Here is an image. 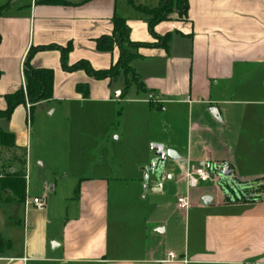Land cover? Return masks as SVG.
<instances>
[{"label":"crops","instance_id":"1","mask_svg":"<svg viewBox=\"0 0 264 264\" xmlns=\"http://www.w3.org/2000/svg\"><path fill=\"white\" fill-rule=\"evenodd\" d=\"M58 1L11 0L0 14V111L6 108L3 97L24 86L31 48L70 44L68 65L83 60L108 69L118 50L98 52L95 40L111 34L114 15L127 19L131 42H156L146 18L125 14L121 0ZM153 32L170 34V40L166 48L138 49L131 67L144 91L131 84L124 101L123 76L119 82L66 73L57 50L34 53L33 68L53 71L52 99L35 108L38 117L51 118L53 139L79 135L89 142L78 154L69 141L75 167L58 183L62 152L55 150L48 162L32 153L28 108L20 105L9 119L0 118V129L25 151V197L44 202L42 210L24 208L23 201L0 205L21 211L18 223L3 222L8 231L0 237L8 246L0 251V264H264V0H187L181 19L169 16ZM149 95L161 102L151 103ZM112 96L124 103V112L133 110L135 125L120 146L105 142L111 121L104 113L85 108L91 100L114 103ZM62 103L81 108L66 115ZM151 144L171 151L159 181L150 174L144 179ZM200 162L226 164L235 181L256 182L262 191L250 201L227 198L215 182L189 188L185 172ZM79 164L89 170L82 174ZM185 194L191 207L179 210L176 198ZM205 196L212 201L204 204Z\"/></svg>","mask_w":264,"mask_h":264},{"label":"trees","instance_id":"2","mask_svg":"<svg viewBox=\"0 0 264 264\" xmlns=\"http://www.w3.org/2000/svg\"><path fill=\"white\" fill-rule=\"evenodd\" d=\"M161 5L157 10L148 12L145 19L149 33L156 39L155 43H134L129 39V28L126 24L127 19L118 15L112 18V32L110 35H104L95 40V48L98 52H112L114 48L118 50V58L108 69H93L88 62L78 61L75 64L68 65L67 56L71 50V45L59 47L56 45H48L39 48H31L23 63L24 86L19 90L5 95L3 98L6 103L4 111H0V118L9 119L16 107L28 105L30 116L33 110L41 103L48 102L52 99L53 93V71L46 68H33L30 64L31 58L37 51L57 50L60 53V67L66 73L83 71L88 77L94 80H113L119 76L124 77V93L131 84H134L138 91H144L143 84L139 80V76L131 67L133 59L138 57V49L140 48H166L171 35L157 36L153 32L155 24L166 21L168 13L175 11L185 15L187 12V0H160ZM42 4H57L58 0H37ZM128 4L136 11L138 10L128 1ZM9 6V3L0 4V14ZM140 11V10H138ZM130 75V76H128ZM81 87H78V89ZM0 149L15 152V156L0 165V205L5 203H20L25 197V172L24 163L22 161L25 151L18 150L15 146L14 136L0 129ZM19 153L17 154V150ZM3 161L1 162V164ZM15 163V165H13ZM6 165V166H5ZM16 166V168L14 167ZM19 167V168H18ZM8 246L0 237V251Z\"/></svg>","mask_w":264,"mask_h":264},{"label":"rangeland","instance_id":"3","mask_svg":"<svg viewBox=\"0 0 264 264\" xmlns=\"http://www.w3.org/2000/svg\"><path fill=\"white\" fill-rule=\"evenodd\" d=\"M11 0H0V4H6V3H10ZM26 0H21V2H24ZM126 2L130 1L131 4H133V6H135V8H137L138 10L136 11H131L129 9V7H127L126 3L124 5L123 1L121 0V3H119L118 7L125 9L126 11L124 12L125 14L128 12L131 14L132 12H134L136 15H141L145 18H149L148 17V12H150L151 10H157L160 5L161 2L160 0H125ZM123 6V7H122ZM176 16L177 18L181 19L183 17V15L181 13L175 12V11H171L170 13H168V17L169 16ZM115 63V62H114ZM130 76V75H128ZM122 76L117 77L115 80L121 82L122 81ZM130 92H132V89L128 88V90L124 93V96L121 100H125L127 98H129ZM112 99L114 100V103H97L95 101H88L87 103H85V108H87L88 111H93V113H99V112H103L104 113V118L105 119H109L111 121V124L108 127V131L106 133V139L105 142L109 145H124V141L129 138V134L131 132V130L133 129V119L130 116L132 111H128V112H124V103L122 104H118L116 102V97L112 96ZM62 106H60L59 110H62V112H65L66 115L68 114V112L73 108V107H78L81 108V105L79 106V104L77 103H62ZM58 107V106H57ZM121 107V109H120ZM58 110V108H57ZM118 110H120V115L118 116ZM38 109H34L31 115V118H29V122L30 119L32 121V153H34V155L36 156V153L39 154L40 157H38L41 161L43 162H48L49 159L52 158L55 150H59L62 152V155L59 156V160L56 159V162H58V164L56 163V169H58L57 173V181L58 183H60V180H63V177L61 175H65L68 176L70 175V173L72 172L73 168L75 166H72L69 164V152L70 149H68V144L69 141H71L73 144H76V151L75 153L81 154V150H79V147L83 146L86 147L89 139L88 137H80L79 135L77 136V138H72V136H70L69 138L67 136H64V140L59 141L58 139H53L52 136L53 134L50 131V128L48 129V121H50V117L47 116L45 117L46 122H43L41 120L40 117H38ZM58 113L57 112L54 117L52 118V121H54L55 119L58 118ZM63 120L67 121L68 119L61 117ZM68 118V117H67ZM71 120V118H70ZM28 122V121H27ZM121 135V138L117 141L115 140V137H119ZM96 140L95 136L93 137V141ZM37 143V145H36ZM60 143V144H58ZM65 144L64 146L62 144ZM104 144V145H107ZM107 148V147H106ZM111 148L108 147V159L109 161H111ZM15 156V152L12 151H4L0 149V165L3 168V164H7V161L10 159H12V157ZM75 156L74 154L71 155ZM3 161V163L1 164V162ZM78 161V159H77ZM83 161V160H82ZM13 165H15V163H13ZM36 167L37 164L35 163ZM6 166V165H5ZM85 167V168H84ZM86 167L89 170V164H87V166L84 165H77L76 168L79 170H82L83 168V173H86ZM114 168V167H113ZM37 169V168H36ZM119 166L117 164V166L115 167V169L118 171ZM64 172V173H63ZM37 173V172H36ZM63 173V174H62ZM34 174V173H33ZM32 174V178H33V184H34V177L35 175ZM262 187L260 186L259 188V192L262 191L261 189ZM10 207H0V234L2 235H6L8 231L7 229V225L5 226L3 224V222L5 220H9L12 219V221L17 222L18 220H21V211H14L13 213H10V209H7Z\"/></svg>","mask_w":264,"mask_h":264},{"label":"water","instance_id":"4","mask_svg":"<svg viewBox=\"0 0 264 264\" xmlns=\"http://www.w3.org/2000/svg\"><path fill=\"white\" fill-rule=\"evenodd\" d=\"M150 150L153 152V158L150 160L148 166L143 168L144 179L148 180V175H152L155 181H159L166 160H171V151L166 150L161 144H151ZM216 176L219 178L218 186L224 195L232 200V193L237 195V191L242 189V185L232 178V172L228 165L223 164L216 170ZM204 204L212 201L210 196H205L202 199Z\"/></svg>","mask_w":264,"mask_h":264},{"label":"built area","instance_id":"5","mask_svg":"<svg viewBox=\"0 0 264 264\" xmlns=\"http://www.w3.org/2000/svg\"><path fill=\"white\" fill-rule=\"evenodd\" d=\"M148 100L153 104L154 103L158 104L161 102V100L158 97H154L152 95L148 96ZM26 107L28 108L29 106L26 105ZM217 169L218 167L212 168L204 162H200L196 167L189 166L185 172L187 186L189 188H193L196 187L199 183L213 182L214 181L213 178L216 175ZM23 206L24 208L31 206L37 210H42L44 208V202L41 198L29 199L25 197L23 200ZM176 207L179 210H188L191 207L188 194L181 195L176 198ZM169 257H173V255L169 254Z\"/></svg>","mask_w":264,"mask_h":264},{"label":"flooded vegetation","instance_id":"6","mask_svg":"<svg viewBox=\"0 0 264 264\" xmlns=\"http://www.w3.org/2000/svg\"><path fill=\"white\" fill-rule=\"evenodd\" d=\"M215 177H217L215 175ZM214 180V178H213ZM215 183L219 182V178L217 177V179H215V181H213ZM242 185V189H240L239 191H237V195L232 193V197L233 199H246V200H256L257 199V195L259 193V186L256 182H248V183H239ZM218 185V184H217Z\"/></svg>","mask_w":264,"mask_h":264}]
</instances>
